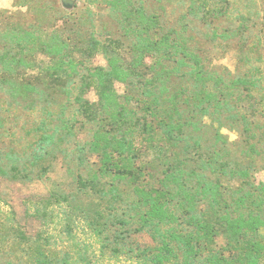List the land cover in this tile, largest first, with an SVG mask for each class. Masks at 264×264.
<instances>
[{"label":"trees","instance_id":"obj_1","mask_svg":"<svg viewBox=\"0 0 264 264\" xmlns=\"http://www.w3.org/2000/svg\"><path fill=\"white\" fill-rule=\"evenodd\" d=\"M189 1L194 18L228 13L227 0L215 5L214 0ZM150 4L108 0L119 34L103 40L91 34L81 59H74L58 36L42 40L22 26L3 34L0 84L13 98H35L25 110L36 111L39 119L37 139L25 156L0 149V177L42 179L62 157L85 195L83 200L76 191H53L43 202L44 207L56 203L67 208V227L59 237L3 225L0 249L9 246L13 254L8 264H91L86 246L72 237L73 215L83 218L101 243L113 230L117 239H126L131 230L147 232L154 245L138 248V254L150 264H264V185L250 180L252 162L231 157L218 128L211 127V147L203 143L204 116L217 118L231 110L236 86L207 70L186 35L187 15L169 27ZM96 52L104 55L105 66L87 65ZM35 54L51 64L44 75L31 79L23 71L34 65ZM72 71L74 89L60 100L49 98L44 88L65 86ZM115 81L132 85V93L121 99ZM90 88L96 101L86 97ZM245 124L250 132L251 124ZM83 127L89 134L79 137ZM143 142L157 154L155 183L139 177ZM250 148L256 150L254 144ZM222 178L236 186L224 187ZM129 184L124 192L121 186Z\"/></svg>","mask_w":264,"mask_h":264},{"label":"rangeland","instance_id":"obj_2","mask_svg":"<svg viewBox=\"0 0 264 264\" xmlns=\"http://www.w3.org/2000/svg\"><path fill=\"white\" fill-rule=\"evenodd\" d=\"M69 1L71 5L66 6L62 0H0V48L7 42V38L2 36L11 26L34 29L42 40L56 36L64 39L74 59L82 58V47L91 34L102 40L119 34L108 0ZM227 3L229 9L225 16L204 19L191 16L189 0H151L150 6L161 12L164 24L169 27L178 26L180 18L187 15L186 35L201 55L207 70L221 76L223 83L231 81L236 86L231 96V110L223 111L217 118L204 116L203 120L208 126L203 143L211 147V127L218 128L228 140L231 157L246 164L252 162L250 180L264 185V0H227ZM215 4L216 0L213 2ZM124 53L130 59V53ZM34 58V65L23 71L31 79L44 75L45 68L51 64V60L43 54H35ZM145 61L146 64L150 63L149 59ZM86 63L105 66L106 59L101 52H96ZM249 79H254L257 84H250ZM76 81V72L72 71V79L65 86L44 89L49 98L60 100L65 91L74 89L73 83ZM114 87L121 99L133 91L132 85L122 81H115ZM86 97L91 101L97 100L93 88L87 91ZM32 100L35 98H13L7 88L0 84L2 152L11 150V153L25 156L37 139L35 129L39 114L25 110ZM242 115L244 118H241ZM246 122L252 126L250 132L245 130ZM88 134L89 128H80L79 137ZM140 137L139 146H142ZM250 144H254L256 150H252ZM143 145L137 160L142 170L139 177L141 181L144 179L143 183H155L160 169L156 162L157 154L147 143L143 142ZM91 160L96 161V157L92 156ZM67 169V162L59 157L51 164L45 178L16 180L0 177V231L3 225H15L27 234L59 237V233H63L67 227L64 222V210L67 208L65 204L56 203L44 207L43 202L49 199L53 191H76L78 195L81 193L80 198L85 199V195L78 192L73 174ZM72 169L76 171L73 163ZM221 181L226 188L236 186L235 181L226 178ZM130 187L129 184V187L125 185L121 189L128 192ZM71 229L72 237L86 246L91 264H150L138 254V248L154 245L145 231L131 230L126 239H117L113 230L101 243L78 215L72 216ZM217 243L222 245L223 239L218 238ZM114 247H118L115 248L118 251H114ZM12 255L9 246L1 248L0 264H8Z\"/></svg>","mask_w":264,"mask_h":264},{"label":"water","instance_id":"obj_3","mask_svg":"<svg viewBox=\"0 0 264 264\" xmlns=\"http://www.w3.org/2000/svg\"><path fill=\"white\" fill-rule=\"evenodd\" d=\"M62 2L64 3V5L69 6L71 5L69 0H62Z\"/></svg>","mask_w":264,"mask_h":264}]
</instances>
